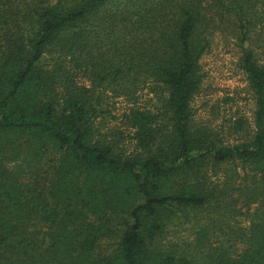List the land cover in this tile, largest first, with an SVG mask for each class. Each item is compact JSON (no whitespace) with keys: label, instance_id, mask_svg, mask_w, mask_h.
I'll return each instance as SVG.
<instances>
[{"label":"trees","instance_id":"obj_1","mask_svg":"<svg viewBox=\"0 0 264 264\" xmlns=\"http://www.w3.org/2000/svg\"><path fill=\"white\" fill-rule=\"evenodd\" d=\"M263 30L264 0H0V264H264ZM215 33L254 100L232 143L191 109ZM145 87L160 105L128 107L127 152L95 119ZM239 201L247 224L161 245L186 211Z\"/></svg>","mask_w":264,"mask_h":264},{"label":"rangeland","instance_id":"obj_2","mask_svg":"<svg viewBox=\"0 0 264 264\" xmlns=\"http://www.w3.org/2000/svg\"><path fill=\"white\" fill-rule=\"evenodd\" d=\"M240 54L238 42L234 37L215 33L209 49L200 59L203 77L191 102L195 122L219 133L224 141L229 143L243 140L253 131L254 100L245 74L239 67ZM146 88L137 93L135 103L127 102L121 97L105 101L101 114L95 119V128L102 136L109 137L111 131L119 130L126 135L123 145L127 152L133 150L127 138L129 129L124 126V114L128 107L155 110L160 105L157 95ZM238 121L242 122L243 129L236 131ZM241 204L239 201L231 209L221 208L214 213H209L208 209L186 211L187 217L175 219L167 225L160 243L175 251L189 250L200 230H212L208 227V219L211 217L220 218L225 228L231 224H247L248 213ZM254 206L250 207V211ZM215 233L218 234V231ZM211 239L214 240V236H211Z\"/></svg>","mask_w":264,"mask_h":264}]
</instances>
